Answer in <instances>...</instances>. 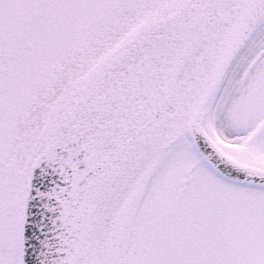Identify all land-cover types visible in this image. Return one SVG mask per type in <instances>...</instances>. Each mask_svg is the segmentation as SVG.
<instances>
[{
	"label": "snow or ice",
	"instance_id": "obj_1",
	"mask_svg": "<svg viewBox=\"0 0 264 264\" xmlns=\"http://www.w3.org/2000/svg\"><path fill=\"white\" fill-rule=\"evenodd\" d=\"M0 264H264V0H0Z\"/></svg>",
	"mask_w": 264,
	"mask_h": 264
}]
</instances>
